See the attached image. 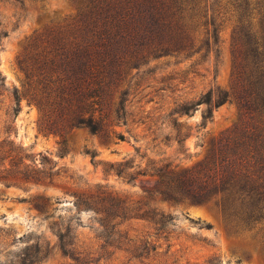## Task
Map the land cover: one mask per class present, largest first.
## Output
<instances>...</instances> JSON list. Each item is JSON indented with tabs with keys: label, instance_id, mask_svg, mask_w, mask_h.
<instances>
[{
	"label": "rangeland",
	"instance_id": "rangeland-1",
	"mask_svg": "<svg viewBox=\"0 0 264 264\" xmlns=\"http://www.w3.org/2000/svg\"><path fill=\"white\" fill-rule=\"evenodd\" d=\"M217 4L207 0L189 28L188 50L115 44L93 102L76 93L69 65L106 34L95 3L0 0V264H264L262 222L165 200L148 173L190 166L211 140L248 132L231 95L235 16ZM208 92L229 98L198 102Z\"/></svg>",
	"mask_w": 264,
	"mask_h": 264
},
{
	"label": "trees",
	"instance_id": "trees-1",
	"mask_svg": "<svg viewBox=\"0 0 264 264\" xmlns=\"http://www.w3.org/2000/svg\"><path fill=\"white\" fill-rule=\"evenodd\" d=\"M89 2L95 3L103 25L108 28L91 48L83 49L81 58L77 55L80 61L76 67L68 65L73 70L76 93L81 100L93 97V102L111 75L115 44L130 45L146 39V49L154 53L188 50L193 45L189 28L197 27L208 10L207 0ZM216 2L220 12L230 11L235 16L231 31L234 73L231 95L248 116V132L211 140L203 157L190 166L179 168L178 164L166 161L152 164L146 172L156 175L155 187L165 200L213 203L224 215L232 214L249 223L262 222L264 226V0ZM185 17L188 26L181 22ZM208 22L212 25L211 35L217 40L214 20L206 19L204 25ZM228 98V92L217 94L214 99L208 92L198 102L218 105ZM179 111L188 113L189 108L182 104ZM206 112L203 117L210 115L209 107ZM77 121L92 131L98 128L90 115H79ZM118 137L123 138L122 134ZM162 217L160 214L157 218L160 223Z\"/></svg>",
	"mask_w": 264,
	"mask_h": 264
}]
</instances>
